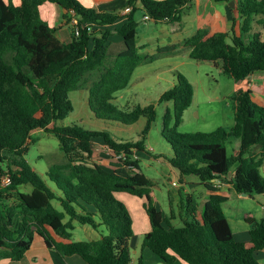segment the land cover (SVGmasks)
Instances as JSON below:
<instances>
[{
  "label": "trees",
  "instance_id": "trees-1",
  "mask_svg": "<svg viewBox=\"0 0 264 264\" xmlns=\"http://www.w3.org/2000/svg\"><path fill=\"white\" fill-rule=\"evenodd\" d=\"M45 1L60 9V21L54 25L40 15ZM188 1L125 0L122 7L129 8L126 19L112 30L109 26L121 17L119 11H97L79 0H20L19 4L0 0V259H22L37 234L62 256L78 255L87 264H130L133 220L117 196L126 192L143 199L148 217L150 229L143 234L141 247L165 264H175L176 260L187 264H261L256 253L264 248V217L245 215L251 225L249 239H236L222 209L227 196L215 185L216 180L227 178L237 193L264 195L260 173L264 106L254 101L251 91L238 88L233 93L230 127L218 126L207 132L177 129L193 98V86L184 75L177 73L174 85L160 94L159 103L171 102L162 116L161 134L172 155L158 156L178 171L180 181L196 175L212 192L202 205L193 194L180 195V225L172 222L176 214L171 194L166 214L156 206L152 182L134 158L135 151L155 157L146 147L156 118L155 104L122 110L114 103V93L129 84L135 67L145 58L135 43L137 12L142 10L155 22L180 21ZM235 8L243 21L240 34H232L230 42L227 31L199 28L184 45L190 48V58L219 63L222 72L237 82L254 71H264V40L257 33L252 38L246 36L254 15L263 16L258 22L264 28V0H238ZM74 17L76 23L72 22ZM69 23L71 36L65 41L58 32ZM113 31L121 37L123 49L109 54ZM81 88L87 91L88 107L97 118L130 125L143 117L138 138L118 140L104 129L58 124L73 111L70 93ZM37 129L54 135L66 158L50 165L46 178L25 158L31 133ZM97 136L119 155L120 167L107 170L89 162ZM230 138L239 139L236 154L227 152ZM252 147L259 152H252ZM3 175L10 177L9 184L2 182ZM25 184L32 186L28 193L18 190ZM11 197L16 200L5 202ZM74 222L99 230L100 238L70 240ZM137 264H143L141 253Z\"/></svg>",
  "mask_w": 264,
  "mask_h": 264
},
{
  "label": "rangeland",
  "instance_id": "rangeland-1",
  "mask_svg": "<svg viewBox=\"0 0 264 264\" xmlns=\"http://www.w3.org/2000/svg\"><path fill=\"white\" fill-rule=\"evenodd\" d=\"M116 3L120 0H114ZM81 2V1H80ZM93 2V1H92ZM108 3V2H107ZM109 4V3H108ZM108 6V5H105ZM150 27H154V22L150 21L148 23ZM158 25V24H157ZM114 29V28H113ZM112 29V30H113ZM253 30L262 31L264 33L263 26L261 24H254ZM152 31L148 33L150 36ZM253 37V33H250V37ZM117 34L113 31L112 35L109 36V47L108 53L112 54V50H116L121 45L113 44L111 46L113 39H117ZM115 43V42H114ZM160 56H155L152 60L147 61L145 65L140 68H136L132 74L131 82L129 88L123 90L126 98V103L124 106H120L119 103L114 100V103L119 106L122 110H130L135 105H147L149 103H154L156 108V118L152 123L151 128L146 137V143L151 147V151L154 154L153 157H146L144 153H139L138 157L134 155V158H138L140 161L141 171L151 180V191L153 199L157 206L161 208L164 213H169V201L168 194L177 192L176 186L181 183L177 177L178 171L175 168L168 166L167 164L155 159L158 154L164 157H170L172 155V150L170 144L166 142L161 134L162 129V116L164 110L167 106H171V102H158L160 93L163 90L168 89L172 83L176 82L177 73L184 75L190 82L195 86L196 89V99L195 103L189 107V109L184 113L181 122L179 123L177 129L180 132H207L211 131L218 126L227 127L226 119L224 117V110L227 108L223 106L222 103L215 102L208 104L206 101V92L210 91L211 96H216L222 89L226 88V85L215 86V77H218L216 70L207 66V64L195 65H178V67L173 68L170 71H165L162 73L164 68L159 69L167 64L179 63L181 58L175 57L174 55H165V52L160 51ZM194 63L193 60H191ZM162 70V72L157 71ZM216 98V97H215ZM70 99L73 103V111H71L64 119L58 120L57 123L60 125L78 124L84 128L91 130H107L113 134V136L118 140H136L138 135L143 128L144 118H139L135 123L130 125H124L117 121L105 120L97 118L91 112L87 104V91L85 89L74 90L70 93ZM216 100V99H215ZM198 107V108H196ZM199 114L197 115L196 113ZM224 124V125H222ZM93 140L98 142L95 143L93 153L89 162L91 163H103L109 170L117 168L115 165L120 164L118 160V155L113 153L110 146H102L104 140L101 137H94ZM99 143V144H97ZM102 143V144H101ZM239 146V139L230 138L226 144L228 154L233 152L232 149ZM109 147V149L107 148ZM25 158L28 163L35 168V170L43 177L45 176V171L47 168L55 163H62L66 160L64 153L59 147L58 139L42 129H37L31 133V141L28 145L27 151L25 153ZM107 161V162H106ZM263 176V175H262ZM264 177V176H263ZM187 179H190L188 176ZM197 180L195 176L191 180ZM224 179V178H223ZM47 180V179H46ZM225 181H229L227 178ZM172 181L176 182V185H172ZM49 183V181H48ZM51 184V183H49ZM26 187V186H25ZM192 191L198 192L203 190V186H193L190 187ZM21 190H24V186H21ZM119 199L124 202L127 206L132 220L135 224H139L142 219H145L148 223L147 215L142 207L143 199L137 198L135 196L129 195L127 193H122ZM174 204V211L177 216L178 212V202ZM229 204L233 205L231 222L235 226L239 219H235V213L239 212V208L246 210L245 201L237 198H230ZM228 204V205H229ZM224 206L226 214L229 216V207ZM236 207V209H234ZM245 212V211H244ZM184 217V215H183ZM175 225H180L181 222L178 217L174 219ZM79 226L81 224L78 223ZM236 228V227H234ZM103 233H106V229L102 228ZM100 234L99 230H96ZM74 233V236H80L83 234L87 238V235L82 232L81 228H78ZM92 233L93 232L92 230ZM143 233L140 231L138 226H135L134 234L130 239V251L132 255V260L136 259L135 250L140 253V246L142 241ZM142 253L144 264H159L163 263L153 252L148 248L143 249ZM134 262V261H133Z\"/></svg>",
  "mask_w": 264,
  "mask_h": 264
},
{
  "label": "crops",
  "instance_id": "crops-1",
  "mask_svg": "<svg viewBox=\"0 0 264 264\" xmlns=\"http://www.w3.org/2000/svg\"><path fill=\"white\" fill-rule=\"evenodd\" d=\"M79 1H81V3L87 7L95 8L97 11H119L121 17L118 18L113 23V25L109 26L110 29L120 26L125 21L126 19L125 15H127L128 13V11H126L122 7L125 0H120L118 1V3H116L114 0H79ZM13 2L15 4H19L20 0H13ZM237 2L238 0H226V1L224 0H189L187 5L183 8L180 21H173V22L170 20H160L157 22L153 21L152 19L146 20L143 18L145 14L142 10H139L136 14L138 26H137V34L135 38V43H136L138 52L141 55H143L145 58L139 61L135 69L138 66H139L138 68H140L141 66L145 65L147 61L152 60L155 56L163 55L160 53V51L165 52V55H174L175 57L181 58V61L179 63L177 62L171 63V64H167L159 68V69L164 68V70L162 69L163 72L162 70H157L162 73H165V71H170L173 68L175 69V67H178L179 64L180 65H184V64L192 65L193 64L195 66H198L200 64H207V66L216 70V72L218 73V77H215V86L216 87L218 86V88H222L220 87L221 85H226L225 89L224 88L220 89L221 91L218 94H216L215 96L216 98L210 95L211 90L207 91L205 94L206 101L208 104L219 102V103H222L225 108H227L226 111L224 110V117L226 119L225 121L227 125L226 128L230 127L233 124L234 104H233L231 97L238 88L249 89L251 91L254 101L264 106V71H254L250 73L246 78L236 82L232 78L226 76L222 72V69L219 63L212 62V61H196L190 58L189 57L190 48L184 45V40L190 37L191 35H193L199 28H204L208 30H223V31L229 32L230 37H228V41L230 42L231 41L230 38L232 34L234 35L240 34L241 24L243 21V17L238 15L236 8H235ZM105 5H108V6H105ZM39 10H40L41 17L44 20H46L50 25H54L60 21L61 13H60L59 7L56 4L49 2V1H45L40 6ZM261 18H263L262 15L253 16L251 30L246 35L248 38L250 37V33L252 32L253 35L255 33L259 34V37L262 40H264V33L262 31L255 32L253 30L254 24H259L258 21ZM234 19H235V24H234ZM150 21L154 22V25L156 26L150 27L148 25ZM71 31H72L71 24L69 23V24L62 26L58 33L65 41H68L71 36ZM150 31H152V34L149 36L148 33ZM113 40L114 41L112 42L111 46H113V44H116L118 46L121 45V47H119L115 51L112 50L113 51L112 54H115L119 52L121 49H123V43L121 41L120 36H118L117 39H113ZM108 49H110V47ZM191 60H193L194 63H192ZM130 82H131V78H130L129 84L124 89H121L114 93V100H116L120 106L121 105L124 106L126 103H128L127 101H125V99L127 98L123 90H126L127 88H129ZM174 83H172L171 86H173ZM192 86H193V98H192V102L190 106L195 103V99H196V89L193 84ZM166 104L168 105V102ZM190 106H188V108L184 110L183 115L189 109ZM196 114L198 115L199 112ZM93 142L95 146V143L98 141L93 140ZM102 146H107V145L106 143H103ZM146 147L149 150L151 149V147H149L147 143H146ZM107 148L109 149V147ZM232 150H233L232 153L236 154L238 152V146ZM252 152L258 153L259 149L257 147H252ZM139 153H144V156L146 157H152L146 154L145 152H137V151L134 152V155L138 157ZM155 159L160 160L161 162L172 167L167 162V160H165L164 157L162 156H157ZM98 164L102 166L103 168L109 170L106 165H103V163L100 162ZM115 166L118 168L121 166V163L120 164L118 163ZM260 173L264 176V163L260 167ZM177 176H178L177 178L179 179L180 178L179 173ZM193 176H195L197 180H193V179L191 180ZM187 177H184L182 182L176 186L177 192L172 193V198L174 199L173 203H177V202L179 203L181 194L182 195L193 194L196 196L200 205H202L207 200L208 196L212 192L200 184L199 179L196 175H189L190 179H187ZM173 182L175 181H172V185H173ZM198 184L199 186H203V190L195 192L190 189V187L196 186ZM215 185L219 189L218 192L220 194L227 196V200L222 203V209L230 224L234 237L238 240H248L249 239V229L251 225L248 222H246L245 215L254 217L256 219L264 217V195L258 194L256 196H252V195L245 194V193H237L233 189L231 183L229 181H225L223 178L216 180ZM21 186H19L18 188V190L21 192L28 193L32 190V186L30 184L23 185L24 190H21ZM122 193H126V192L117 193L118 198L120 194ZM151 195H152V191H151ZM233 197L245 201L246 206H248L246 210L239 208L240 209L239 212L235 213V219L237 218L239 219L238 223L235 226H233L231 222V219H233L232 209H231L233 205L229 204L230 198H233ZM15 200H16L15 197H11L5 202H12ZM54 204L57 207H59L57 203H54ZM155 204L157 206V203ZM225 205H228L229 207V216L226 214L224 210ZM234 209H236V207H234ZM176 217H179V216L175 215V218ZM174 219L172 220V222H174ZM66 220H67V217H65L64 221ZM135 226H138L140 228V231L143 234L150 229L149 222L147 223L145 219H142V221H140L139 224L138 223L135 224L133 222V232H134ZM78 228L82 229V232L87 235V238H85L84 236L82 237L83 234H79L80 236H74L73 232H75ZM100 229H102V227H100ZM92 230L95 233H92ZM97 233L98 232L96 231V229L92 228L91 226L87 224H81V226H79L78 223L74 222V229L72 230V235H71L70 240H96V239H99L101 236L100 234H97ZM57 240L62 241V242L67 241V240H64L58 237H57ZM129 245H130V240H129ZM143 249L144 248L140 246L141 254L144 252ZM134 253H136V259L131 260L130 264H137L140 253H138L137 250H135ZM131 258H132V255H131ZM256 258L261 264H264V248L259 250L256 253ZM0 264H87V263L78 255H69V256L60 255L53 247H48L39 235L35 234L29 249L25 252L24 257L22 259L18 261H11L9 259L4 258V259H0ZM143 264H144V261H143ZM175 264H187V263H185L182 260H176Z\"/></svg>",
  "mask_w": 264,
  "mask_h": 264
},
{
  "label": "built area",
  "instance_id": "built-area-1",
  "mask_svg": "<svg viewBox=\"0 0 264 264\" xmlns=\"http://www.w3.org/2000/svg\"><path fill=\"white\" fill-rule=\"evenodd\" d=\"M125 10L128 11L129 8H126ZM143 18L146 19V20L150 19V17H149L147 14H145V15L143 16ZM72 22H73V23H76V22H77V19L74 17L73 20H72ZM118 156H119V155H118ZM118 158H119V157H118ZM2 182H3L5 185L9 184V183H10V177H9L8 175H3V176H2ZM173 185H176V182H173Z\"/></svg>",
  "mask_w": 264,
  "mask_h": 264
}]
</instances>
